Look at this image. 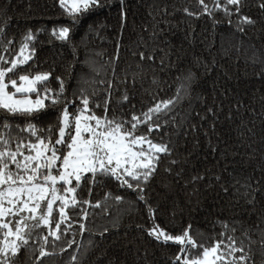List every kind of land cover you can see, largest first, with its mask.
<instances>
[{"label":"trees","instance_id":"trees-1","mask_svg":"<svg viewBox=\"0 0 264 264\" xmlns=\"http://www.w3.org/2000/svg\"><path fill=\"white\" fill-rule=\"evenodd\" d=\"M205 3L211 8L213 0ZM259 3L244 0L241 12L256 23L240 32L236 16L229 24L223 11L187 15L185 8L202 13L199 0H109L107 7L80 17L65 41L52 34L71 23L59 0H0V54L9 55L5 47L18 52L26 34L34 33L32 59L11 75L49 73L45 86L53 90L62 79L69 113L80 106L81 91L91 94L112 80L120 91L107 114L130 119L146 109L152 95L172 96L191 74L185 99L175 110V125L151 134L171 147L145 186L154 215L114 178L84 182L78 196L102 206L89 209L86 232L76 226L55 249L50 243L48 251L56 254L41 264H72L73 254L76 264H172L180 246L148 235L153 224L172 235L191 225L190 235L208 247L232 236L238 246L243 243L253 264H264V10ZM141 52L154 60L142 61ZM100 80L105 84L96 83ZM125 89L130 101L117 106ZM103 99L102 93L101 104ZM45 104L32 120L38 129L55 125L61 115L57 107H64ZM90 107L97 116L105 115L103 107ZM17 124L26 126L20 118ZM140 131L146 133L147 127ZM106 193L120 195L123 202L105 201ZM15 264H35L33 253L21 249Z\"/></svg>","mask_w":264,"mask_h":264},{"label":"snow or ice","instance_id":"snow-or-ice-1","mask_svg":"<svg viewBox=\"0 0 264 264\" xmlns=\"http://www.w3.org/2000/svg\"><path fill=\"white\" fill-rule=\"evenodd\" d=\"M108 4L109 0H59V6L71 17V23L54 29L53 36L69 40L71 26L78 23L80 17ZM199 4L202 13L194 14L187 8L184 12L190 16H212L215 11H223L229 17V24L233 23L231 17L235 15L236 29L240 32L244 31L245 25L256 23L241 12L244 0H213L211 8L205 0H199ZM258 6L264 10V0H260ZM3 31L0 28V33ZM33 39L34 33L29 32L18 52L13 53L5 47L4 51L9 55L0 54V113H3L0 115V264H15L21 249L29 250L33 253L35 264H41L43 258L56 254L55 251H48L50 243L55 249L57 242L76 226L81 233L86 232L89 209L102 206L100 201L93 204L91 200L78 196L82 184L89 180L95 185L99 178H114L121 187L136 193L137 200L148 205L145 186L154 175L161 156L171 152L170 143L154 141L151 134L159 132L169 123L175 125V110L185 99L188 81L191 80L189 74L170 97L152 95V102L146 109L133 112L130 119L107 114L114 93L120 91L112 80L107 81L106 88L94 89L91 94L81 91L78 97L80 106L74 113H69L67 109L71 101L64 96L65 83L62 79L58 78L59 89L53 90L45 86L49 73L34 76L20 74L18 78L11 75L32 59L30 42ZM11 43L9 40L8 44ZM139 55L142 61L154 60L153 55L144 52ZM116 59H119L118 55ZM96 83L105 84V81ZM102 93L103 104L100 103ZM46 100L54 107L61 104L64 107H57L61 115L55 125L38 129L32 120L47 107ZM129 101L130 96L125 89L115 103L122 106ZM93 103L96 108L103 107L104 116L95 114L90 107ZM17 118L23 119L26 126H19ZM145 126L147 132H141L140 129ZM91 192L89 187L90 195ZM109 199L123 202L120 195L106 193L104 200ZM70 210L77 211L70 214ZM148 211L154 215L155 209L148 205ZM74 216L76 219H73ZM223 227L227 228V225ZM41 229L47 231L41 232ZM147 231L157 241L180 246L172 264H253L252 256L245 252L243 243L238 246L232 236L208 247L198 244L190 235L191 225L177 235L156 224ZM73 243L74 240L68 241L67 248H71ZM197 249H202V253ZM66 250L61 248V252ZM238 252L241 253L239 256L236 255ZM71 261L76 264L75 254L71 256Z\"/></svg>","mask_w":264,"mask_h":264},{"label":"rangeland","instance_id":"rangeland-1","mask_svg":"<svg viewBox=\"0 0 264 264\" xmlns=\"http://www.w3.org/2000/svg\"><path fill=\"white\" fill-rule=\"evenodd\" d=\"M32 98L35 99V95L34 94H32ZM210 259H211V257H210Z\"/></svg>","mask_w":264,"mask_h":264}]
</instances>
